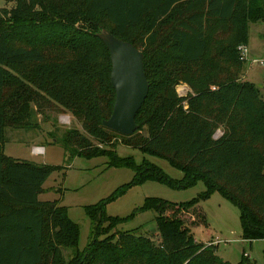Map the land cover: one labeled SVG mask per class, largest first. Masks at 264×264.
<instances>
[{"label": "trees", "instance_id": "16d2710c", "mask_svg": "<svg viewBox=\"0 0 264 264\" xmlns=\"http://www.w3.org/2000/svg\"><path fill=\"white\" fill-rule=\"evenodd\" d=\"M4 2L13 4L0 7V264H249L245 253L231 263L217 244L194 238L191 228L207 224L198 199L146 197L131 216L154 210L156 236L117 229L127 218L107 215L105 206L147 180L173 188L201 180L204 198L218 191L238 206L243 239L264 240V98L242 78L247 59L239 49L248 44L249 24L264 22V0ZM103 27L144 55L149 88L130 135L103 125L115 100L110 54L96 35ZM180 83L191 90L186 97L176 92ZM46 108L81 122L82 131L69 128L62 137L71 157L106 156L108 167L135 171L85 206L94 224L83 249L67 206L39 199L62 166L4 152L6 128H33V110ZM115 140L166 160L183 178L171 179L147 159L119 156Z\"/></svg>", "mask_w": 264, "mask_h": 264}, {"label": "rangeland", "instance_id": "374dc122", "mask_svg": "<svg viewBox=\"0 0 264 264\" xmlns=\"http://www.w3.org/2000/svg\"><path fill=\"white\" fill-rule=\"evenodd\" d=\"M13 2L1 6H10ZM249 43L254 47L256 38H264V22L251 24ZM253 53H248L247 56ZM256 60L264 58V53H258ZM248 59L243 68L242 78L254 82L264 98V65ZM176 92L186 97L191 92L188 85L180 83ZM35 109V107H33ZM33 128H6L7 140L4 152L14 158L27 159L39 164L61 165L62 169L53 172L43 184L44 192L39 194L40 200L57 199L61 205L67 206L69 217L79 225V249L85 248L93 238L92 220L85 212V206L96 204L107 198L115 189L128 183L135 171L128 167H108L106 156L95 158L71 157L62 142L64 132L69 128L82 131L81 122L71 113L58 108H46L43 112L32 115ZM217 132L216 136H219ZM115 149L119 156L131 155L137 164L143 159L157 165L163 173L175 181L183 178V172L171 166L166 160L143 155L138 150L123 145L115 140ZM101 146V145H100ZM39 147L42 152L34 153ZM206 187L199 180L186 188H173L158 181L147 180L130 187L124 194L108 202L105 212L109 216L127 218L116 227L122 231L156 236L158 234L154 210L137 212L133 210L141 206L146 197H160L168 201L182 203L198 199L199 205L206 215L207 224L199 223L191 228L194 238L208 244L218 242L216 253L231 263L238 262L243 253L249 264H264V240L248 241L241 237L240 211L237 205L214 191L208 197H203ZM114 230V229H113ZM112 230V231H113ZM68 257L69 250L65 251Z\"/></svg>", "mask_w": 264, "mask_h": 264}, {"label": "water", "instance_id": "95a60500", "mask_svg": "<svg viewBox=\"0 0 264 264\" xmlns=\"http://www.w3.org/2000/svg\"><path fill=\"white\" fill-rule=\"evenodd\" d=\"M96 35L109 51L110 82L115 90L112 113L103 121V125L123 135H130L138 128L135 117L149 88L144 72V55L132 43L116 37L105 27Z\"/></svg>", "mask_w": 264, "mask_h": 264}, {"label": "crops", "instance_id": "0c3cea01", "mask_svg": "<svg viewBox=\"0 0 264 264\" xmlns=\"http://www.w3.org/2000/svg\"><path fill=\"white\" fill-rule=\"evenodd\" d=\"M251 24L252 23L249 24V29H250ZM249 40H250V32H249V39H248L247 47H248V53L250 52V53H253V54L247 56V60L248 59L250 60V58L252 57L251 60L253 62H255L256 58L258 57L257 54L258 53H264V38L261 39L260 37H257L254 47L250 45ZM262 76H264V75L262 74ZM261 94H262V92H261Z\"/></svg>", "mask_w": 264, "mask_h": 264}, {"label": "built area", "instance_id": "2783aa9c", "mask_svg": "<svg viewBox=\"0 0 264 264\" xmlns=\"http://www.w3.org/2000/svg\"><path fill=\"white\" fill-rule=\"evenodd\" d=\"M239 49L242 51L241 54L243 55V57H245L247 59V54H248L247 45H242L239 47ZM255 62L259 63L260 65H264V58L260 59V60H256ZM37 152H42V149L39 147L34 148V153H37ZM212 243L218 244V242H216V241H212Z\"/></svg>", "mask_w": 264, "mask_h": 264}]
</instances>
